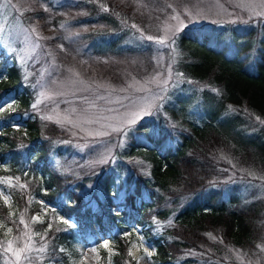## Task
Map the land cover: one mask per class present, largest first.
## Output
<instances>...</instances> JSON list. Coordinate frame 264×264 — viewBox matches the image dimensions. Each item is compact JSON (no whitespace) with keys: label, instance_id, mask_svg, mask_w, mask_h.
I'll return each mask as SVG.
<instances>
[{"label":"trees","instance_id":"obj_1","mask_svg":"<svg viewBox=\"0 0 264 264\" xmlns=\"http://www.w3.org/2000/svg\"><path fill=\"white\" fill-rule=\"evenodd\" d=\"M76 1L85 5L83 11L50 17L54 22L101 23L73 29L71 37L77 46L108 57L112 64L105 72L116 71L123 51H140L139 66L157 53L114 0ZM43 15L39 9L24 10L21 24L38 28ZM175 33L165 46L171 60L168 82L159 88L162 99H156L151 114L125 129L122 145L117 133L103 164L89 161L86 146H80L68 125L44 118L55 107L54 97L35 101V80L52 64L63 68L60 56L48 54L57 31L39 32L36 51L43 56L29 57L28 74L15 50L0 43V101L15 103L12 111L0 112V185L13 207L10 212L0 198V221L13 229L9 239L21 238L14 247L22 245L28 232L35 249L47 248L29 253L30 260L22 256L23 262L69 264L78 254L77 245L86 243L90 234L99 264H137L128 254L130 238L120 229L134 237L136 225L154 244L160 264L233 262L232 249L251 252L264 245V200L241 202L235 186L223 195L228 163L220 155L264 170V18L185 24ZM158 64L155 60L151 66ZM37 196L53 205L50 221L31 220L40 208ZM56 214L70 219L71 226ZM89 223L112 242V250L88 230ZM6 243L0 229V264H8L6 255L12 256L4 250Z\"/></svg>","mask_w":264,"mask_h":264},{"label":"rangeland","instance_id":"obj_2","mask_svg":"<svg viewBox=\"0 0 264 264\" xmlns=\"http://www.w3.org/2000/svg\"><path fill=\"white\" fill-rule=\"evenodd\" d=\"M114 2L122 11L129 13L132 21L139 25L146 37L148 35L154 37V41L151 42L158 51L152 56L146 57L147 65L140 64L139 66L140 51H123L119 55L120 63L116 71L105 72L108 65L112 64L108 61V57L97 55L77 46L71 37L73 29L86 30L98 27L101 23L86 20L69 22L63 19L54 22L50 17L54 13L67 17L71 12L83 11L85 5H81L76 0H0V29H2L0 43L15 50L16 59L23 64L26 74L29 73L27 64L32 62L29 57L36 60L40 55L43 56V53L36 51L37 45L40 43L39 32L57 31L58 34L54 36L53 52L48 50V54L55 58L60 56L63 68L61 71L57 64H52L47 74L35 80V101L52 100L49 96L54 97L53 102L56 108L45 111V113L58 122L68 125L71 134L80 140V146H86V154L91 162L105 160L111 156L114 139L118 137V132L113 128L121 127L119 121L122 116L135 112L144 116L147 115L146 112H151L153 107L148 108L147 106L155 105V98L160 96L159 88L163 85L162 82L169 78L168 70L171 59L165 55L167 53L165 46L169 45V38L181 26L212 22L221 24L232 18L241 19L252 16L264 18V15L254 14L264 12V6L261 5L260 0H114ZM248 3H252L254 7L250 9L243 6ZM45 7L48 11L44 10ZM32 9H39L47 15L46 17L43 15L38 28L21 24L19 14L24 10ZM28 32L31 33L29 40L16 44L17 40L25 38ZM159 38H166V44L156 43L155 39ZM32 52L37 53L32 56ZM154 59L159 62L157 68L151 66ZM6 63L9 64L10 59ZM81 81L83 83H80ZM84 97L88 99L89 103H85ZM0 104L5 105V111H12L15 108L13 99L4 98ZM9 104L10 106H8ZM73 109L75 112L72 111ZM83 110H89L90 115L102 118L88 123V117L84 115ZM52 112L53 114H51ZM12 118L16 120L17 114L14 113ZM69 120L71 123L68 122ZM110 122L112 127L107 126ZM15 124L17 123H13V125ZM121 140L122 138H120V143ZM220 155L226 158L228 163L225 166L228 180L223 189V195L227 191L226 188L230 189V186H235L237 189L235 194L241 199V202L255 198L264 200V170L257 169L251 164L250 166L237 164L221 151ZM4 196L9 198L6 206L11 212L13 210L11 197L6 187L0 185V198L3 202ZM34 199L45 203L43 205L40 203L39 211L35 212L32 217L38 216L40 218L38 221L43 219L50 221L48 209L53 205L39 196ZM118 208V206L112 207L113 210ZM55 217L56 219L60 218L57 214ZM7 228L9 226L0 221V229L5 235L6 242L10 235L7 233ZM88 229L98 236L99 242L105 241L96 232L95 224L90 223ZM120 229L130 238L129 248L132 249V256L136 263L138 261L139 264H160L155 254L154 244L140 232V226L133 227L136 232L134 237L130 236L125 228ZM107 241V248L112 250V242ZM144 248H148L151 257L145 254ZM231 251L233 262L220 261L217 264H264L263 244H257L251 252L239 248ZM77 252V256L71 258L69 264H81V261L83 264H99L97 247L90 234L86 243L77 245ZM6 259L8 264H14L15 257L13 255L10 257L6 255ZM21 264L28 263L21 260Z\"/></svg>","mask_w":264,"mask_h":264},{"label":"snow or ice","instance_id":"obj_3","mask_svg":"<svg viewBox=\"0 0 264 264\" xmlns=\"http://www.w3.org/2000/svg\"><path fill=\"white\" fill-rule=\"evenodd\" d=\"M260 3L262 6H264V0H260ZM245 7H248L250 9H252L254 7V5L252 3H248L246 5H243ZM45 11H48L47 7H45L44 9ZM104 11H108L109 9L107 7H104L103 8ZM255 15H264V12H261V13H254ZM133 27H136L135 25H133ZM0 31H2V29H0ZM27 32V30H25ZM34 31V29H33ZM175 35L176 33H173L172 34V40L174 41V38H175ZM31 36V33L28 32L26 35H25V41L27 42L29 40V37ZM146 39L148 41H154V37L151 36V35H148L146 37ZM155 42L158 43V44H161V45H165L166 44V38H159V39H155ZM38 46V45H37ZM61 47H63L61 45ZM168 81H163L162 83L166 84ZM73 83H76L75 81H73ZM80 83H83L82 81ZM166 90V89H164ZM85 100V103H89L88 99L86 97L83 98ZM155 99L159 100V99H162V97H159L157 96ZM39 103V101L37 102ZM10 106V104L8 105ZM35 107V105H34ZM148 108H152L154 107V104H149L147 106ZM6 108H5V105L4 104H0V111H5ZM73 112H75V109L72 110ZM84 111V115L86 117H88L87 119V122L88 123H92L94 122L96 119H99V118H102V117H97L95 115H90L89 114V110H83ZM146 114H151L150 112H146ZM45 119H48V120H51L52 117L51 116H47V117H44ZM143 119V116L139 113V112H135V113H126L124 116H122L120 118V125L121 127H116V128H113L114 131L118 132V133H121L122 134V140H121V145L123 144V138H126V135H127V131H125V129H127L128 131H130L132 129V127L139 122V120ZM257 119H259V117H257ZM69 123H71V120L68 121ZM108 127H112V124L111 122L107 125ZM13 127L15 128H19V124H15L13 125ZM105 135H107L108 133H104ZM108 161L106 160H103L101 159L99 161V163L103 164V163H107ZM18 179V178H17ZM89 187H91V184H89ZM115 194V193H114ZM4 199V203L5 204H8L9 202V198L8 196H4L3 197ZM40 203L43 205L45 202L44 201H40ZM68 203H71V202H68ZM53 211H55V209H53ZM9 215H11V213H9ZM40 218L38 216H34L32 217V220L33 221H38ZM60 219L62 220V222L66 225H69L71 226V221L70 219H65L64 217H60ZM20 222L21 223H24V220H23V217L21 216L20 218ZM25 228H27V224H25ZM49 228H51V224H49ZM13 229L12 228H7V233H12ZM127 235V234H126ZM211 235V234H209ZM23 236H24V239L22 241V245L21 246H16L14 247V243L15 244H18L20 245V237H16L14 240L13 239H9L7 240V246L6 248L4 249L5 252H8V253H11L14 257H15V260H14V264H21V258L23 256V258L25 260H30L31 257L29 256V253L33 252V251H38L40 253H44L46 252L47 248L46 246H42L40 247L39 249H35L33 247V244H32V237L28 234V232H24L23 233ZM46 237L42 238V239H45ZM103 247L107 248L108 247V241L105 240L103 242ZM60 251H63V249H60ZM144 252L145 254L148 256V257H151V253L148 251V248H144ZM128 254L131 256L132 255V249L129 248V252ZM81 264H83V261H81ZM137 264H139V262L137 261Z\"/></svg>","mask_w":264,"mask_h":264}]
</instances>
